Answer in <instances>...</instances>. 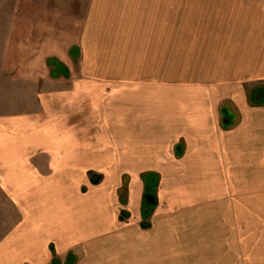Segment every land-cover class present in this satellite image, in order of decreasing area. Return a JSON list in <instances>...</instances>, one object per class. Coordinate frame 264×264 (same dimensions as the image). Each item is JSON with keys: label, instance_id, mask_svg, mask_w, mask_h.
<instances>
[{"label": "crops", "instance_id": "0c3cea01", "mask_svg": "<svg viewBox=\"0 0 264 264\" xmlns=\"http://www.w3.org/2000/svg\"><path fill=\"white\" fill-rule=\"evenodd\" d=\"M96 1L99 14L119 16L118 23L128 24L120 26L127 40L123 45L134 46L137 35H151L147 26L135 34L133 21L149 23L150 2L160 7L159 14L167 0ZM198 7V16L226 26L206 38L228 39L223 50L239 56V70L251 80L264 79V0H203ZM129 53L115 52L114 64H129ZM57 83L63 88L46 95L44 115L6 128L13 139L0 138V188L21 215L13 232L0 239V264H52L51 246L60 264L72 253L78 255L77 264H91L93 257L99 260L92 264H112L124 241L118 225L120 170L133 175L128 208L134 222L140 221L144 173L159 174L160 194L167 191L168 205L180 207L187 182L180 166L194 168L188 173L194 181L219 176L215 170L228 171L233 160L243 157L248 136L264 129V106H248L252 101L236 82L178 83L183 95L167 82ZM226 104L236 120L228 128L222 125ZM94 177L103 183H92ZM123 232L132 241L143 237L133 222Z\"/></svg>", "mask_w": 264, "mask_h": 264}, {"label": "rangeland", "instance_id": "374dc122", "mask_svg": "<svg viewBox=\"0 0 264 264\" xmlns=\"http://www.w3.org/2000/svg\"><path fill=\"white\" fill-rule=\"evenodd\" d=\"M202 3L167 0L159 16L160 7L150 2L151 14L146 17L151 21H133L131 27L136 28L135 34L143 26L149 27L152 38L137 35L132 40L134 46H125L120 26L128 24L118 23L119 16L99 14L96 0H0V138L13 139L7 129L44 115L46 95L63 88L57 82H167L172 88L177 85L182 95L184 86L178 83L236 82L243 97L252 101L248 106H264V79L251 80L239 70V56L223 50L228 39L206 38L213 30L221 34L226 26L206 14L198 16ZM118 50L130 52L125 54L129 64H114L112 56ZM68 85L71 83L65 87ZM234 113L226 104L224 127L234 125ZM237 117L242 118L240 113ZM248 138L243 157L233 160L235 165L228 171L214 168L221 172L219 176L202 175L203 181H194L188 175L194 168L180 166L179 175L187 181L181 188L180 207L168 205V192L160 194L161 176L156 174L157 185L150 190L156 205L148 206V228L142 227V216L134 222L128 208L133 175L120 170L116 178L118 225L124 241L109 261L264 264V129L262 133L256 129ZM102 183L101 179L99 185ZM20 221L13 200L0 188V239L9 236ZM132 222L142 239L132 241L123 232ZM72 255L73 264H77L78 255Z\"/></svg>", "mask_w": 264, "mask_h": 264}, {"label": "trees", "instance_id": "16d2710c", "mask_svg": "<svg viewBox=\"0 0 264 264\" xmlns=\"http://www.w3.org/2000/svg\"><path fill=\"white\" fill-rule=\"evenodd\" d=\"M143 179V182L145 184V192L147 190H151L153 187L157 185L158 177L156 174L149 173L146 175L141 176ZM92 183L97 184L99 183V178H92ZM151 215V212L148 211V206L145 205V202H143V208H142V217L144 221L142 222L143 228H148L149 224L147 223V220L149 219ZM121 220V219H120ZM51 251L53 254L52 264H60L59 260L56 258L55 251L53 246H51ZM74 256L72 254H69L66 260L65 264H73Z\"/></svg>", "mask_w": 264, "mask_h": 264}, {"label": "water", "instance_id": "95a60500", "mask_svg": "<svg viewBox=\"0 0 264 264\" xmlns=\"http://www.w3.org/2000/svg\"><path fill=\"white\" fill-rule=\"evenodd\" d=\"M225 124H229L227 121H224ZM144 202L146 206L156 205V199L151 195L150 190H147V194L144 196Z\"/></svg>", "mask_w": 264, "mask_h": 264}]
</instances>
